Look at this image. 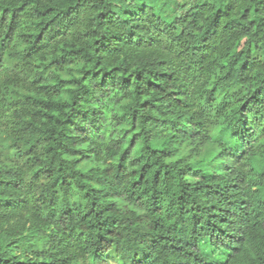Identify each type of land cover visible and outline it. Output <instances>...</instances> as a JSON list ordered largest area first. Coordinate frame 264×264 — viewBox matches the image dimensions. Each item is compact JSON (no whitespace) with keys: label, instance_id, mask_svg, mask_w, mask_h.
Here are the masks:
<instances>
[{"label":"clouds","instance_id":"1","mask_svg":"<svg viewBox=\"0 0 264 264\" xmlns=\"http://www.w3.org/2000/svg\"><path fill=\"white\" fill-rule=\"evenodd\" d=\"M0 264H264V0H0Z\"/></svg>","mask_w":264,"mask_h":264},{"label":"trees","instance_id":"2","mask_svg":"<svg viewBox=\"0 0 264 264\" xmlns=\"http://www.w3.org/2000/svg\"><path fill=\"white\" fill-rule=\"evenodd\" d=\"M135 135V134H134ZM132 137L129 138V140L131 141Z\"/></svg>","mask_w":264,"mask_h":264}]
</instances>
